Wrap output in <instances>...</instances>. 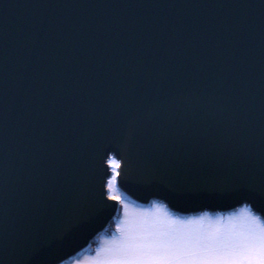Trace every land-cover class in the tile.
Returning a JSON list of instances; mask_svg holds the SVG:
<instances>
[{"label": "water", "instance_id": "water-1", "mask_svg": "<svg viewBox=\"0 0 264 264\" xmlns=\"http://www.w3.org/2000/svg\"><path fill=\"white\" fill-rule=\"evenodd\" d=\"M0 37L10 70L23 65L10 87L26 128L10 140L15 162L0 167V264H66L85 252L119 214L111 158L122 196L138 205L188 216L247 202L232 188L255 184L264 162V0H0ZM228 84L238 130L212 105L170 123L155 110V124L134 119L161 87ZM248 166L243 177L229 170ZM210 178L223 190L203 189ZM254 211L264 215V201Z\"/></svg>", "mask_w": 264, "mask_h": 264}, {"label": "snow or ice", "instance_id": "snow-or-ice-1", "mask_svg": "<svg viewBox=\"0 0 264 264\" xmlns=\"http://www.w3.org/2000/svg\"><path fill=\"white\" fill-rule=\"evenodd\" d=\"M8 39L0 37V167L7 169L15 161L9 159L11 139L22 136L26 128L21 126V116L17 112L15 88L24 78L23 65L15 70L9 68ZM180 69L177 68V72ZM149 92L147 83L144 93ZM120 101L116 104L119 105ZM212 105L217 112H227L236 129L242 119L236 91L231 84L221 85V91L209 92L207 88L168 92L163 87L152 94L151 100L138 108L134 119L141 124H155L157 120L147 119L146 114L155 110L159 117L167 113L168 122L176 114L190 107ZM27 110H31L26 105ZM264 116V113H262ZM10 122L13 126L10 127ZM162 127V125H157ZM187 128H177L175 134L182 138ZM264 146V138H262ZM115 165L107 187L108 197L124 206V219L117 225V231L95 250L96 259L92 264H264V215L254 211V200L264 201V162L261 163L255 184L234 185L232 191L243 189V199L247 201L227 220L201 217L180 219L156 209L144 210L138 219L130 220L128 204L116 193L119 175L116 168L120 161L112 159ZM252 169L231 167V174L243 177ZM205 190H223L211 178L203 186ZM42 261L40 264H52Z\"/></svg>", "mask_w": 264, "mask_h": 264}, {"label": "rangeland", "instance_id": "rangeland-1", "mask_svg": "<svg viewBox=\"0 0 264 264\" xmlns=\"http://www.w3.org/2000/svg\"><path fill=\"white\" fill-rule=\"evenodd\" d=\"M112 159H115V158H111L110 160H112ZM110 166H111L112 170L115 167V165H113V164H110ZM116 172H117V168H116ZM114 174L115 173L113 172V175ZM110 180H111V178H110ZM115 195H121L122 196L120 190L118 189L117 181H116V193H115ZM123 198H124V201L128 204V216H129L130 220L138 219L141 216V214L143 213L144 210H153L154 211L156 209V206L159 205V206H161V211L162 212H167L171 216L178 217L180 219H187L189 217H201V216H204L205 214H207V216L210 217L213 220H216L217 218H223V220L226 221L227 218L232 213L237 212L241 207H243V206L238 207L235 210L229 211V212L212 213V212H208V211H203V212H201L199 214H192V215H188V216H179V215H176V214L172 213L162 202H159V201H156V200L155 201H151L147 205H138V204L128 200L125 197H123ZM123 219H124V206H123V204L120 203L119 214L112 221L113 223L110 225V229H107L105 232H103L99 236H97L96 239L91 244V246L85 252H83L82 254L76 256L75 258H73L71 261H69L66 264H92V261L94 259H96L95 250L97 248H99L101 245H103L105 240L107 238H110L111 235L114 234L117 231V225L120 224Z\"/></svg>", "mask_w": 264, "mask_h": 264}, {"label": "trees", "instance_id": "trees-1", "mask_svg": "<svg viewBox=\"0 0 264 264\" xmlns=\"http://www.w3.org/2000/svg\"><path fill=\"white\" fill-rule=\"evenodd\" d=\"M112 223H113V222H111V224H112ZM111 224H110V225H111ZM108 229H110V226L108 227Z\"/></svg>", "mask_w": 264, "mask_h": 264}]
</instances>
